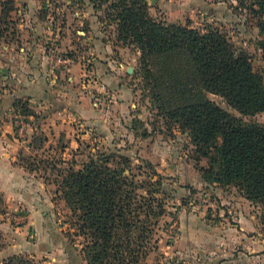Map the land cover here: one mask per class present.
<instances>
[{
    "label": "rangeland",
    "instance_id": "1",
    "mask_svg": "<svg viewBox=\"0 0 264 264\" xmlns=\"http://www.w3.org/2000/svg\"><path fill=\"white\" fill-rule=\"evenodd\" d=\"M145 1L157 22L202 33L211 29L224 33L238 50L248 54L254 72L264 81L260 47L264 12L253 13L258 10L253 6L255 0ZM108 5L95 6L91 0H0V93L10 88L12 79L11 70L3 69L5 65L19 55L33 57L27 44L42 36L49 76L70 67L71 62L85 70L75 81H68L69 73L61 81L69 91L63 105L71 108L77 96L88 94L90 106L104 115L103 123L93 128H77L75 121V129L71 125L70 130L47 135L41 131L32 134L27 118L22 120L26 127L19 128L11 114L0 110V134L12 132L0 142V264L12 256H26L21 253L23 247L31 248L43 238L54 246L50 249L64 248L67 256L87 264L85 238L76 234L75 218L56 181L67 169L77 171L105 158L117 166L121 157L130 161L137 182L151 178L160 183V187L144 185L139 190L151 193L155 206L163 205V213L148 220L150 251L139 264H264V205L246 200L233 186L203 180L201 169L208 162H197L188 135L161 117L151 83L142 73L140 51L119 38ZM50 50L57 61L53 74ZM151 66L156 73L161 70L157 63ZM99 70L121 79L125 87L121 103L113 98L111 82L109 87L101 86ZM188 75L195 84L194 74ZM158 95L167 110L177 104L168 88L160 87ZM203 97L244 124L264 125V112L243 116L219 96ZM13 111L19 114L15 108ZM10 121L12 127L6 124ZM34 137L39 139L31 148ZM44 259L36 256L33 261L43 263Z\"/></svg>",
    "mask_w": 264,
    "mask_h": 264
},
{
    "label": "trees",
    "instance_id": "2",
    "mask_svg": "<svg viewBox=\"0 0 264 264\" xmlns=\"http://www.w3.org/2000/svg\"><path fill=\"white\" fill-rule=\"evenodd\" d=\"M91 1L100 7L109 4L108 16L119 38L139 49L142 73L151 83L161 117L188 135L197 162H208L201 169L203 180L233 186L246 200L264 205V125L244 124L203 97L219 96L243 116L263 113L264 81L248 54L216 29L202 33L155 21L145 0ZM253 6L258 7L254 14L264 12V0H255ZM260 47L264 57V40ZM156 63L161 68L157 73L151 66ZM160 87L174 92L177 104L169 110L160 102ZM13 108L25 119L34 116L26 102L17 101ZM38 139L34 137L31 148ZM118 164L113 166L110 158L91 161L80 170L63 171L56 181L75 218L76 234L85 238L87 264H139L150 251L148 220L163 213L151 193H139L144 185L160 187L159 181L137 182L127 158ZM3 264L43 263L19 255Z\"/></svg>",
    "mask_w": 264,
    "mask_h": 264
},
{
    "label": "crops",
    "instance_id": "3",
    "mask_svg": "<svg viewBox=\"0 0 264 264\" xmlns=\"http://www.w3.org/2000/svg\"><path fill=\"white\" fill-rule=\"evenodd\" d=\"M41 42L42 36L38 37L37 41H34L33 44H27V50H32L33 57L25 58L23 55H19L17 56L18 59H14L10 65H5L6 67L3 68L11 70L9 75L12 76V79H9L8 82L10 88L2 90L0 93L1 114H11V118L14 117L17 113L13 111V105H15L17 101L23 99L28 103V107L34 113V116L26 119L27 123L31 120L30 123L27 124V128L32 131V134H34V131L45 132L48 135V133L62 132L65 129L70 130L71 125L74 128L73 124L75 121H77V123H75L77 128L80 126L93 128L97 124L101 125L104 115L101 114L102 111H97L90 106L91 99L88 94L87 96H82V98H78L77 96L76 99L75 97L76 100L72 102L73 106L71 108L64 106L62 103L65 102L64 96L66 93H69V91H66L68 87L61 84L63 78L69 73L70 76L68 81H75L78 79V76L81 77L84 75L85 70H82L79 64L71 62L70 67H63L67 69L66 72H63V68H61L56 71L54 76H49V65L47 58L43 54L46 46L41 44ZM67 46L68 49L72 48L70 44ZM20 51L25 54V50L20 49ZM99 65L95 66L97 67ZM97 72L101 76V86L109 87L107 83L111 82L113 86L109 88L114 90L113 93H115L114 96L113 94L112 96L113 98H118V102L121 103V93H123L125 89L124 85L121 84V79L119 78L117 81L116 75L111 76L106 73V70H99ZM120 108L122 109V107ZM33 120H35V123H32ZM6 124L10 125V127L13 126L12 121ZM11 134L12 132L9 130L2 132V134H0V142L4 143ZM43 237L44 235H42L41 238ZM50 246L54 247L48 238L47 241L43 238L39 244L37 243L31 248L25 245L21 253L26 254V256L30 255L28 257L32 259H35L36 256H43L45 258L44 261H42L43 264H83L81 258L77 257L72 259L67 256L64 248H62V250H55V248L50 249ZM245 249L246 252H248L250 245L247 244ZM262 251L264 252V247Z\"/></svg>",
    "mask_w": 264,
    "mask_h": 264
},
{
    "label": "built area",
    "instance_id": "4",
    "mask_svg": "<svg viewBox=\"0 0 264 264\" xmlns=\"http://www.w3.org/2000/svg\"><path fill=\"white\" fill-rule=\"evenodd\" d=\"M49 52H52V53H50V55H49V57H50V64H52V65H50L51 67H52V70L50 71V73L51 74H53L54 72H53V69L55 68L54 66H53V64L55 63V62H57L56 60H53L54 59V51L53 50H50ZM14 119H15V122H16V125L19 127V128H22V127H26V123H25V121H22L23 120V117L21 116V115H19V114H16L15 116H14ZM25 120V119H24Z\"/></svg>",
    "mask_w": 264,
    "mask_h": 264
}]
</instances>
